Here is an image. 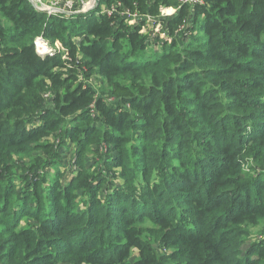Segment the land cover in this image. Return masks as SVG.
Masks as SVG:
<instances>
[{
	"label": "trees",
	"instance_id": "obj_1",
	"mask_svg": "<svg viewBox=\"0 0 264 264\" xmlns=\"http://www.w3.org/2000/svg\"><path fill=\"white\" fill-rule=\"evenodd\" d=\"M262 179L264 0H0V264H264Z\"/></svg>",
	"mask_w": 264,
	"mask_h": 264
},
{
	"label": "rangeland",
	"instance_id": "obj_2",
	"mask_svg": "<svg viewBox=\"0 0 264 264\" xmlns=\"http://www.w3.org/2000/svg\"><path fill=\"white\" fill-rule=\"evenodd\" d=\"M178 4L182 6V4H180V3H178ZM171 9H173V8H171ZM168 11H169L168 9H166V10L162 9L161 10V14H160V16H158V18H163V17L168 16L170 14ZM170 11H171V13H174L175 10L173 9V10H170ZM158 18H156V19H158ZM156 19H154V21H156ZM152 20H151V22L146 23V27L143 28V30L144 31H148V32H152V34H153V30H154V33H155L154 35L160 36V39H163V37H165L166 34H159L158 35V33H159L158 31L160 30V25L154 24L152 22ZM128 23L130 25V22H128ZM131 24H133V23H131ZM44 44H45V47L46 46L48 47V48H45V49L47 51H49V52H45V55H53L55 53V51H63V48L61 47V45H60L59 42H54L53 44H49L48 42L44 41ZM149 51H151V50H149ZM62 59L65 60V56H63ZM55 71H60V70H55ZM84 71H87V69L86 70L84 69ZM78 79L84 85H87V84L92 85L93 87H95L96 89H98V91L100 89H102V87H103L102 86V83H101L102 81L98 77H92V78L88 79V78H85L83 76H79ZM62 153H63L62 154V156H63V162L66 165V168H65V171L64 172H65V174L67 173V175H68V173L70 172V170L75 169V167H76V165L74 164V159H73V150L72 149L70 151H65L64 150ZM93 161L94 160H93V158H91V156H86V158L84 160V163L85 164L87 163V165H90V164H93ZM55 172H56V167H53L52 169H50L48 171V173H47L48 180H52L53 179V177L55 175ZM262 181L264 182V179H262ZM113 182L114 183H117V184H119V183L122 184V182L120 180H115V181L113 180ZM3 218L4 217H2L0 219H3ZM24 221H26V220H23L22 221L21 227H24V225L26 223ZM31 223H34V222L31 221ZM263 229H264V224H261L259 226V228H255V229L252 230V233L255 234V235H257L256 241H260V240L262 241V239H264V235H261L262 234L261 231ZM249 244L250 243H246L244 247H248ZM135 257L136 256H133L132 258H135Z\"/></svg>",
	"mask_w": 264,
	"mask_h": 264
},
{
	"label": "built area",
	"instance_id": "obj_3",
	"mask_svg": "<svg viewBox=\"0 0 264 264\" xmlns=\"http://www.w3.org/2000/svg\"><path fill=\"white\" fill-rule=\"evenodd\" d=\"M182 5H188L190 7H193L194 5L198 4V3H201V0H174ZM29 2L37 9H46V10H49V9H54L53 6H50V5H45L44 4V1L43 0H29ZM89 3H86L84 6H88ZM117 6L119 7L120 5L117 4ZM57 9V8H55ZM106 14L108 16L112 15V14H117L116 12V8H112V9H108L106 10ZM122 16L124 17H127V18H130L132 19L130 21V24L131 23H134L135 20L137 19V15H129L127 12H122L121 13ZM148 22H150V20L148 19ZM35 47H36V50L42 54V55H45V52H49L47 51L45 48H48L47 46L45 47V44H44V41L40 38H37L36 41H35Z\"/></svg>",
	"mask_w": 264,
	"mask_h": 264
},
{
	"label": "crops",
	"instance_id": "obj_4",
	"mask_svg": "<svg viewBox=\"0 0 264 264\" xmlns=\"http://www.w3.org/2000/svg\"><path fill=\"white\" fill-rule=\"evenodd\" d=\"M43 1H44V4L47 6L50 5V6H53L54 9L57 8L58 10L66 11L69 13H76V12L82 11L84 8L88 6L92 7L94 5L93 0H43ZM86 3H89V5L84 6ZM168 10H169L168 12L170 13L168 16H171L175 14L176 12L174 11V13H171L170 10H173L171 8ZM91 12L92 11H90V13Z\"/></svg>",
	"mask_w": 264,
	"mask_h": 264
},
{
	"label": "water",
	"instance_id": "obj_5",
	"mask_svg": "<svg viewBox=\"0 0 264 264\" xmlns=\"http://www.w3.org/2000/svg\"><path fill=\"white\" fill-rule=\"evenodd\" d=\"M93 1H94V5L92 7L88 6V7L84 8L82 11H79V12H76V13H69V12H66V11L58 10V9H49V10L37 9V8L36 9L38 11L43 12V13L48 14V15H53V14H63V15H67V16H70V15H82V14H87L88 12L93 11V10H95L98 7L99 0H93Z\"/></svg>",
	"mask_w": 264,
	"mask_h": 264
}]
</instances>
